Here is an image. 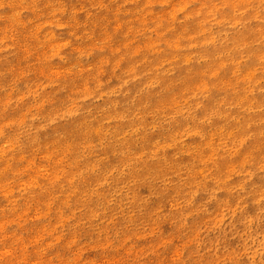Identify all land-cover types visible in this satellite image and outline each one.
Wrapping results in <instances>:
<instances>
[{"label":"clouds","instance_id":"obj_1","mask_svg":"<svg viewBox=\"0 0 264 264\" xmlns=\"http://www.w3.org/2000/svg\"><path fill=\"white\" fill-rule=\"evenodd\" d=\"M0 264H264V0H0Z\"/></svg>","mask_w":264,"mask_h":264},{"label":"rangeland","instance_id":"obj_2","mask_svg":"<svg viewBox=\"0 0 264 264\" xmlns=\"http://www.w3.org/2000/svg\"><path fill=\"white\" fill-rule=\"evenodd\" d=\"M9 15H12L11 13Z\"/></svg>","mask_w":264,"mask_h":264}]
</instances>
